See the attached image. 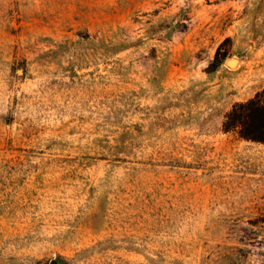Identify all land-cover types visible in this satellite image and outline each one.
<instances>
[{
    "label": "rangeland",
    "instance_id": "1",
    "mask_svg": "<svg viewBox=\"0 0 264 264\" xmlns=\"http://www.w3.org/2000/svg\"><path fill=\"white\" fill-rule=\"evenodd\" d=\"M262 88L264 0H0V264H264Z\"/></svg>",
    "mask_w": 264,
    "mask_h": 264
},
{
    "label": "trees",
    "instance_id": "2",
    "mask_svg": "<svg viewBox=\"0 0 264 264\" xmlns=\"http://www.w3.org/2000/svg\"><path fill=\"white\" fill-rule=\"evenodd\" d=\"M224 117V130H234L244 139L264 143V88L252 98L233 104Z\"/></svg>",
    "mask_w": 264,
    "mask_h": 264
},
{
    "label": "water",
    "instance_id": "3",
    "mask_svg": "<svg viewBox=\"0 0 264 264\" xmlns=\"http://www.w3.org/2000/svg\"><path fill=\"white\" fill-rule=\"evenodd\" d=\"M234 61H235L234 59H230V60L228 61V64L232 65ZM51 264H55V263H54V262H51Z\"/></svg>",
    "mask_w": 264,
    "mask_h": 264
},
{
    "label": "bare ground",
    "instance_id": "4",
    "mask_svg": "<svg viewBox=\"0 0 264 264\" xmlns=\"http://www.w3.org/2000/svg\"><path fill=\"white\" fill-rule=\"evenodd\" d=\"M235 63V61L233 62V64Z\"/></svg>",
    "mask_w": 264,
    "mask_h": 264
}]
</instances>
